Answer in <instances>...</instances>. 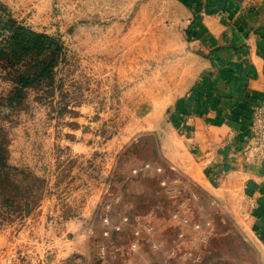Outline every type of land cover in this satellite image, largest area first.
I'll return each instance as SVG.
<instances>
[{"label": "rangeland", "instance_id": "rangeland-1", "mask_svg": "<svg viewBox=\"0 0 264 264\" xmlns=\"http://www.w3.org/2000/svg\"><path fill=\"white\" fill-rule=\"evenodd\" d=\"M0 3L18 23L63 44L52 84L25 90L13 106L8 98L18 73L0 58V143L10 170L2 179L35 197L27 216L0 211V264H165L172 252L192 264L186 254L197 234L173 219L185 202L196 219H212L199 264H264L250 200L204 190L160 153V143H178L177 105L204 58L191 34L190 6ZM229 174L221 171L217 184ZM176 178L186 186L173 197L161 181Z\"/></svg>", "mask_w": 264, "mask_h": 264}, {"label": "crops", "instance_id": "crops-1", "mask_svg": "<svg viewBox=\"0 0 264 264\" xmlns=\"http://www.w3.org/2000/svg\"><path fill=\"white\" fill-rule=\"evenodd\" d=\"M186 1L204 58L177 105L178 143H160V153L204 190L229 201L248 198L252 232L264 246V162L242 169L233 158L248 145L253 111L264 98V0ZM221 171L230 174L217 184Z\"/></svg>", "mask_w": 264, "mask_h": 264}, {"label": "trees", "instance_id": "trees-1", "mask_svg": "<svg viewBox=\"0 0 264 264\" xmlns=\"http://www.w3.org/2000/svg\"><path fill=\"white\" fill-rule=\"evenodd\" d=\"M179 1L189 6L186 0ZM62 53L63 44L59 39L18 23L0 3V58L3 57L10 69L18 73L8 98L10 106L22 100L25 90L38 86L48 87L52 84L54 70ZM7 157V148L0 143L1 214L10 210L27 216L31 213L35 197L32 196V199L25 197L26 188L20 186L18 182L2 179L10 171ZM32 190L33 188L29 186L27 191L31 193Z\"/></svg>", "mask_w": 264, "mask_h": 264}, {"label": "built area", "instance_id": "built-area-1", "mask_svg": "<svg viewBox=\"0 0 264 264\" xmlns=\"http://www.w3.org/2000/svg\"><path fill=\"white\" fill-rule=\"evenodd\" d=\"M249 132L250 140L248 145L233 152L234 162L242 169H248L264 162V98L253 111ZM149 168L150 166L146 165V169ZM157 171L160 173L162 170L158 169ZM161 185L166 188L167 193L173 197L181 195L186 186L185 182L181 178H176L174 180L163 179L161 181ZM197 201V197L194 196L193 202H195V208L199 209V211L201 209L203 212L204 206ZM254 208V204H251V209ZM189 211V203L185 202L183 203L181 209L173 215V219L181 225L192 227V231L197 234V238L190 243L191 247L189 253L186 255H188L189 261L192 264H199L203 261L202 251L210 239L213 224L211 222V215L202 217L199 220L195 218V213H189ZM200 212L197 210V213ZM192 218L195 219L192 220ZM147 227L148 226L146 225V228ZM185 235V233H181L180 239H184ZM177 256L176 252H172L171 255H168L167 259H165V264H176V261H178ZM178 263L181 264L179 261Z\"/></svg>", "mask_w": 264, "mask_h": 264}]
</instances>
